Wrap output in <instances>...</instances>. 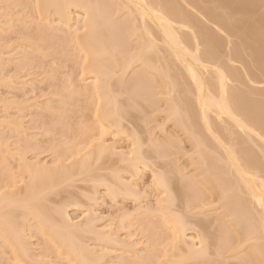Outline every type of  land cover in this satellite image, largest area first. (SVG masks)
<instances>
[{
  "label": "rangeland",
  "instance_id": "obj_1",
  "mask_svg": "<svg viewBox=\"0 0 264 264\" xmlns=\"http://www.w3.org/2000/svg\"><path fill=\"white\" fill-rule=\"evenodd\" d=\"M37 1L0 0V200L8 195L16 199L13 204H9V199L7 204L0 201V264L264 263L263 236L254 229L252 232L255 225L245 218L236 220L226 205L229 200L237 204L235 199L240 200L243 190L234 183L235 177L232 179L234 171L225 164L222 146L216 145L222 152L217 150L214 138L208 135L210 140L202 132L212 148L208 149V142L207 148L200 146L204 140L200 142L199 138L204 136L198 138V126L203 129L198 108L192 105L196 103V94L186 73H181L182 66L171 61L168 53L164 55L163 46L152 49L158 51L160 47L159 55L169 57L168 60L154 55L158 54L156 51L146 50L149 48L142 51L144 34L131 30L135 28L132 24L137 23L136 17L128 9L118 10L111 0L104 7L111 5L110 20L113 18L112 23L115 21L122 29V36L117 41H105L109 50L107 46L99 49L83 45L86 16L81 8L70 7L62 19L54 12H39L41 0L39 9ZM103 1L100 7L105 9ZM168 1H172L173 6L168 5L176 14L186 15L182 14L183 8L181 12L174 8L180 6V0ZM198 6L196 12L182 7L190 8L184 9L190 16L195 14L190 22L197 25L202 20L214 51L219 46L218 53L208 51L215 53L212 57L216 61L218 58L223 64L224 59L227 64L221 67L220 61L211 60L216 65L213 69L227 67L225 71L233 73L228 85L240 99L236 98L237 109L254 112L264 123V0H200ZM203 9L209 12L207 17H223L233 28L224 29L230 34L207 20ZM100 28L104 37L107 33ZM217 43L222 44L215 47ZM232 46L243 48L237 51L238 59L228 58L235 49ZM126 60L131 61L129 66ZM84 61L88 62L86 67ZM213 69L207 71L208 75L202 71L205 80H216L212 77ZM96 87L106 95H98ZM173 102L185 111H179L180 116L178 110L171 113ZM104 105L107 109L118 106L115 109L120 110L119 116H115L116 110L111 115V109L109 114L113 117L106 119L109 114L103 116V109L100 111L104 120L101 119L98 110L106 108ZM214 122L218 131L215 136L222 139L223 147L233 149L235 144L233 150L246 152L251 162L248 165L259 167L262 174L258 176L264 179V144L254 136L244 138L227 120L226 124ZM192 130L196 132V141L191 137ZM98 144L104 146L101 149L106 148L102 155L99 153L100 157ZM137 154L146 157V166L139 163L132 171L127 160ZM56 167L60 168L55 170ZM257 169L253 172L259 174ZM162 177L168 183L166 190L155 184ZM33 181L38 182V189L31 187L35 186ZM226 184L227 188L237 185L239 192L234 187L231 192L228 188L227 193ZM36 189L39 195L30 200ZM232 189L235 195L230 194ZM25 192H29L28 198ZM241 195L243 205L247 198ZM163 199L167 203L171 199L170 204L162 202L160 206L158 202ZM40 214L47 220L42 225H50L54 232L44 225L41 227L45 230L40 227V231L41 223L36 222ZM176 220L182 224L175 223ZM191 239H195L194 244ZM198 239L203 246L196 244ZM72 247L75 254L83 252L87 261L81 254H71ZM191 248L195 249L191 253L197 250L201 254L191 255Z\"/></svg>",
  "mask_w": 264,
  "mask_h": 264
},
{
  "label": "bare ground",
  "instance_id": "obj_2",
  "mask_svg": "<svg viewBox=\"0 0 264 264\" xmlns=\"http://www.w3.org/2000/svg\"><path fill=\"white\" fill-rule=\"evenodd\" d=\"M39 1V0H38ZM37 1V9H39L40 7H39V4L38 3H40V2H38ZM115 2L114 4H115V6L117 7H119L118 8V10H120L121 9V11L122 10H124L125 12H126V10L128 9V11L130 12L129 14H131V15H134L135 17H136V20L134 21V20H132L133 18H135L134 16H132L133 18L131 19L132 21H134V22H137L136 24L138 25V28L136 27V24H132V25H135L134 27L136 28V30H135V28H131V30L132 29H134V30H132V33H138V30H140L143 34V36H144V38L146 37V40L143 38V37H141L140 39H139V41H141V39L143 40L142 42H143V45H141V46H143L142 48H141V50L143 51V49H144V47H146V48H149V49H146V50H149V51H156V50H153L152 48H158V46L160 45V47L162 48V46L165 48L164 50H166V51H164V55H166L167 53H168V55H169V57H171L170 58V60L171 61H174L175 62V64H177V65H179L180 67L182 66V68H183V72L181 71V73H186V75H187V77L189 78V80H190V82L192 83V86H194V90H192L191 91V89H190V91L191 92H195V94H196V97L194 98V101L196 102V103H193L192 105H194V107H196V108H198V112H199V116H200V122L201 123H199V124H201L202 125V129H203V131H205V132H203V131H201L200 129V127L201 126H198V130L197 131H199V135H198V132L195 130V128H193V130H195L196 132H194L193 130L191 131L192 133H190L191 134V137L193 136V140L194 139H196L197 138V136L194 134V133H196L197 135H198V138H199V136H201V135H203L204 133H205V135L207 134V137H208V135L209 136H211L212 138H214L212 141L214 142V140H215V144H213V145H215L214 147L216 148L217 146L216 145H220V146H222V148H223V152H222V150H220V149H218V147H217V150H219V151H221L222 153H224V156H222V155H219V156H222V157H224V160H225V164H226V166L227 167H230L229 169H233V171H234V173H233V175H232V179H234L233 177H235V180H234V183L235 184H237L238 185V187H240L239 188V190L241 191V190H243V191H241L240 193L241 194H244L243 196L244 197H246L245 199H246V202L242 205L241 203H243V198H241L242 197V195L240 194V200L238 199L239 197L237 196V199L238 200H236L235 198H236V196L235 197H231L230 196V198L231 199H235V202H237V204H239V205H237V204H235V203H233V202H231V201H233V200H229V202H228V204H226L227 205V207H228V210L231 212V214H232V216H234L235 217V219L237 220V219H239V217H242V218H245L247 221H248V223H253V225H255L254 227L255 228H251L252 229V232H253V229L256 231V234H261L263 237H261V235H259L263 240H264V179H262L261 177H259L258 175H260V174H262V173H260L261 171L259 170V167H258V169L257 168H254V167H250L249 165L251 164V162H249L250 160H249V158L248 157H246V155H245V153L246 152H244V153H241V151H235V150H233L234 149V145L235 144H233L232 146H233V149H229L230 148V146L228 147V148H226L225 146L223 147V142L219 139V136L218 137H216L215 136V134L218 132V131H216V127L214 128V125L216 124V122H214V120L215 121H220V123H225V121L227 120L228 122H230L232 125H233V127L235 128V129H237L238 130V133H239V131H240V133L242 134H244V138H246V137H248V139H252L251 138V136H254L255 137V139L257 138L261 143H263L264 144V123H262L263 121V119H262V117H260V116H258V115H254L253 113H250V111H249V113L247 112V111H245V110H238L237 109V101L238 100H236V98H237V93L235 92V89H233L232 87L230 88V86L228 85V83L231 81L230 79H229V77H231V74H233V73H230V75L228 74L229 73V71H225V70H227V67L226 66H224V67H226L225 69L223 68V69H221V70H217V69H219L220 67L218 66V68L217 69H213V67H215L216 65H213V64H215V63H212V62H214V59H215V61H216V57H212V54L216 51V49L219 47L218 46V44H222V43H217V45H215V47H217L216 49H215V51H214V47L212 48L210 45H212L213 44V41H210V40H212V39H210L211 37H209L208 36V33H206L205 32V30H204V28H203V23H202V20H199L198 21V19H197V17H196V20L195 21H198L197 22V25H195L196 24V22H194V23H192V22H190L189 21V19H191L190 17H193V16H195V14L193 15H189L190 13H188V12H186L184 9H186L187 7H182V6H188V7H190L191 9H193V11L194 12H196V9L199 7L200 8V5L198 6V4H200V0H198V3H197V0L196 1H194V0H180L178 3L180 4V6L179 7H174V8H178V9H180L179 10V12H181V9L183 10V13L182 14H185L186 13V15L184 16V15H181V14H176L177 12H175L171 7H170V5H168L169 3L171 4V2L172 1H168V3L166 2V0H162V2H161V0H111V2ZM103 7L104 6H106L107 5V0H104L103 1ZM105 3H106V5H105ZM113 4V3H112ZM174 4V3H173ZM177 4V3H176ZM179 4H177V6L179 5ZM182 4V5H181ZM196 4V5H195ZM40 5H41V7L42 8H40V10H39V12H41L42 10H44V12L45 11H50V12H54L55 14H57V16L59 17V18H62L63 19V16H65V13H66V11H67V15H68V13H69V9H70V7H71V9L73 8V7H78V8H81L80 10H83V12H84V16H86V20H84L83 21V27L84 28H86V35L83 37V38H85V39H83V45L84 46H90L91 48H93V47H98L99 49L100 48H103V49H106L107 47H108V50H109V47L110 46H108V45H105V43H108V42H105V41H117V39L120 37V36H122V34L120 33V32H122L121 30V28L119 27V26H116V22L115 21H113L114 23H112V19L113 18H111V20H110V15L108 14L109 12H110V9H111V5H108V7H104L105 9H103L102 7H100V5H101V0H94V1H92V0H41V3H40ZM172 5V4H171ZM175 5V4H174ZM194 5H195V7H196V9H195V7H194ZM173 6V5H172ZM198 6V7H197ZM181 7V8H180ZM190 8H188V9H190ZM198 8V9H199ZM42 9V10H41ZM109 9V10H108ZM115 9H117V8H114V10ZM178 9L176 10V11H178ZM188 9H186L187 11H188ZM117 10V11H118ZM201 10V9H200ZM204 10V9H203ZM203 10L201 11L202 13H203V15H204V13H205V10H204V12H203ZM121 11H118V12H121ZM199 11V10H198ZM43 12V11H42ZM117 12V13H118ZM200 12V11H199ZM199 12H197V13H199ZM51 13V14H52ZM208 14H209V12H207ZM207 13H205L206 14V17L205 18H207V20L208 19H211V21H213V23L217 26H219L220 27V29L222 28V31L225 29V30H232L233 28L232 27H230V25L228 24V23H226V20L222 17H219V16H216V15H214V16H216L215 18L214 17H212L213 15L212 14H210L209 16L210 17H207L208 16V14ZM210 13H212V12H210ZM115 14V13H114ZM129 14H128V16H129ZM200 14V13H199ZM54 15V14H53ZM113 15V14H112ZM130 15V16H131ZM203 15H200V16H203ZM56 16V15H55ZM196 16H198V17H200L199 15H197L196 14ZM205 16V15H204ZM203 16V17H204ZM58 17H57V19H58ZM66 18V17H65ZM194 18V17H193ZM195 19V18H194ZM213 19V20H212ZM131 21V22H132ZM191 21H194V20H191ZM201 21V22H200ZM204 22H206L205 21V19L203 20ZM211 21H208V22H211ZM133 22V23H134ZM207 22V23H208ZM199 23H201V25L202 26H200L199 25ZM212 23V22H211ZM114 24V25H113ZM98 25H100V27H102V28H100V30H101V32H103V31H105L107 34H104V37L100 34V32H99V28H98ZM102 25V26H101ZM200 26V27H199ZM217 26V27H218ZM106 27H108L107 29L109 30V32H107L108 30L106 29H104V28H106ZM110 27H111V29H110ZM201 27L203 28V29H201ZM103 29V30H102ZM138 29V30H137ZM219 29V28H218ZM110 30H111V32H110ZM204 30V31H203ZM224 30V31H225ZM221 31V30H220ZM223 31V32H224ZM104 32V33H105ZM129 32H130V30H129ZM128 32V33H129ZM226 32V31H225ZM118 33L120 34L119 36H118ZM140 33V32H139ZM220 33V32H219ZM227 33V35L228 34H230L229 32H226ZM233 33V32H232ZM109 34V35H108ZM226 35V36H227ZM230 37V36H229ZM228 37V38H229ZM106 38V39H105ZM121 38V37H120ZM86 40V41H85ZM144 40L145 41H147V43L145 44V42H144ZM90 41V42H89ZM119 41H120V39H119ZM243 41V40H242ZM86 42V43H85ZM89 42V43H88ZM93 42V43H92ZM94 42H95V45H94ZM110 42V43H111ZM229 42H231V41H229ZM85 43V44H84ZM93 44L94 46H91V44ZM212 43V44H211ZM232 43V42H231ZM113 44V46L112 47H115V43H112ZM111 44V45H112ZM145 44V45H144ZM216 44V43H215ZM228 44V43H227ZM240 44L241 45H243L244 44V42H243V44L240 42ZM235 45V44H234ZM238 45H239V43H238ZM240 45V46H241ZM107 46V47H106ZM214 46V45H213ZM221 46V45H220ZM223 46H225V44L223 45ZM229 47H230V45H228ZM90 47H87L88 49L87 50H90ZM159 47V50L161 49ZM209 47H211L210 49H208ZM233 48H235L234 46H232ZM239 47V46H238ZM156 48V49H157ZM201 48H204L205 50H203V49H201ZM112 49V48H111ZM150 49H152V50H150ZM228 49H230V48H228ZM237 49V50H236ZM117 50V49H116ZM140 50V51H141ZM145 50V49H144ZM158 50V51H159ZM210 50H213L214 52L212 53V52H209ZM231 50V49H230ZM239 50H243V48L242 47H240L239 49L236 47L235 49H234V51L232 52V54H231V52H230V56L228 57V58H230L231 57V59L233 60V56H234V58H236V55L237 54H239L237 51H239ZM102 51H104V50H102ZM112 51H115L114 49L112 50ZM140 51H139V55L141 54L140 53ZM158 51H156V53H158ZM240 51V53L242 54V52ZM165 52H166V54H165ZM217 53H218V51H216ZM228 52V51H227ZM144 53V52H143ZM160 53V52H159ZM159 53L158 54H154V55H159ZM211 53V54H210ZM227 54V53H226ZM164 55H162V57L164 56ZM214 55H215V53H214ZM213 55V56H214ZM220 54H218V56H219ZM240 55V54H239ZM238 55V56H239ZM138 56V55H137ZM160 56V55H159ZM158 56V59H160V57ZM216 56V55H215ZM217 56V57H218ZM131 57V56H130ZM161 57V58H162ZM167 56H165V57H163V60L166 58ZM169 57H167V60L169 59ZM224 57H226V55L224 56ZM241 57V56H240ZM129 58V57H128ZM128 58H127V60H128ZM132 59H133V56L131 57ZM131 58H129L130 60H132ZM222 57H220V59H221ZM173 59V60H172ZM223 59V58H222ZM221 59V60H222ZM236 59H238V58H236ZM240 59V58H239ZM126 60V66H129V64L131 63V61L129 60V61H127ZM163 60H161V61H163ZM166 60V59H165ZM211 60H212V62H211ZM225 60H227V59H225ZM86 61V60H85ZM84 61V63H83V67H86L87 66V64H88V62H85ZM161 61H158V63H160ZM211 62V64H212V67H209L211 64H210V62ZM217 61H220L218 58H217ZM216 61V62H217ZM231 61V60H230ZM237 61V60H236ZM166 62V61H165ZM224 62H226V61H224V59H223V64H224ZM232 62V61H231ZM234 62V61H233ZM207 63H209V65L207 64ZM218 63V62H217ZM221 63V61L219 62V64ZM161 64H162V62H161ZM173 64V63H172ZM222 63H221V67H223L222 65H223ZM225 64H227V63H225ZM224 64V65H225ZM164 65H165V63H164ZM179 66H177V67H179ZM167 67V66H166ZM176 67V66H175ZM168 69H169V67H167ZM182 68H180L179 69V71L182 69ZM213 69V70H215V73H212V77L214 76V78L213 79H216V80H213L212 82H209V81H207V80H205L204 78H203V76L202 75H204V73H202V71L203 72H206V74L208 75V72L207 71H209L210 69ZM229 70V69H228ZM167 71V70H166ZM264 71V70H263ZM211 72H214V71H211ZM228 72V73H227ZM180 73V74H181ZM264 74V73H263ZM182 75H184V74H181V76ZM216 75V76H215ZM186 77V76H185ZM216 77V78H215ZM232 77H233V75H232ZM166 78H168V76L166 77ZM211 78V77H210ZM173 79V78H172ZM182 79V78H181ZM208 79V78H207ZM174 81V80H173ZM180 81H182V80H180ZM215 81V85L214 84H212L213 82ZM232 82V81H231ZM254 84V83H253ZM261 84V83H260ZM263 84V83H262ZM173 85H174V82H173ZM176 86V85H175ZM184 86V85H183ZM232 86V85H231ZM261 86V85H260ZM98 87H96V89H97ZM133 88V87H132ZM138 88V87H137ZM137 88L135 87V89L137 90ZM171 88H172V86H171ZM139 89V88H138ZM176 89V88H175ZM99 90V91H98ZM98 90L96 91L97 92V94L98 95H103V96H105L106 95V93H104L103 92V90L102 89H100V88H98ZM172 90H174V87L172 88ZM215 90H217L216 92H217V95H216V92H215ZM101 91V92H100ZM128 91H131V89H129ZM135 92V90H132L131 92ZM175 91V90H174ZM213 91H214V93H213ZM100 92V93H99ZM133 92V93H134ZM136 92H139V90H137ZM187 92V91H186ZM104 93V94H103ZM130 93V92H129ZM132 94V93H131ZM215 94V95H214ZM135 95H136V93H135ZM239 97V96H238ZM105 98V97H104ZM237 99H239V98H237ZM240 100V99H239ZM171 101V100H170ZM240 102V101H239ZM239 102H238V104H239ZM176 103V102H175ZM174 102H173V104L171 105V108H169L170 109V111L171 110H173L174 111V113L175 112H177V110H178V114L180 113L181 114V112L182 111H184V110H180L179 108H180V105H179V108H178V106H177V103L175 104ZM242 105V104H241ZM105 106V105H104ZM106 107V106H105ZM169 107H170V104H169ZM194 107H192V109H195ZM118 108V106H114V109H113V107L112 108H108L107 109V107L106 108H103L102 107V109L99 107V116L101 117V119H103L102 118V115L104 116V114L107 112V114L106 115H108L109 114V110H111V112H110V114L113 112L114 113V111L116 110V109ZM191 108V107H190ZM104 109V110H103ZM103 112H101V111ZM120 111V110H119ZM119 111H115V116L117 117V115L119 114ZM173 111H171V113L173 112ZM179 111H181V112H179ZM185 112V111H184ZM193 113H194V111H192ZM101 113H102V115H101ZM112 113V114H113ZM172 114V115H175V114ZM108 115L109 117H107L106 115V119H110V117H113V116H111V115ZM113 114V115H114ZM126 114V113H125ZM178 114L176 115V116H178ZM180 114H179V116H180ZM188 115V114H187ZM191 115V114H190ZM119 116V115H118ZM186 117V116H185ZM188 117H189V115H188ZM194 117H196L195 116V114H194ZM194 117H191V118H194ZM197 117H198V115H197ZM258 117H260V119H262V120H259V118ZM188 119V118H187ZM197 119V118H196ZM104 120V119H103ZM115 121H116V119H114ZM198 120V119H197ZM194 121H195V119H194ZM222 121V122H221ZM224 121V122H223ZM180 125H181V121L180 122H178ZM197 123V122H196ZM226 124V123H225ZM197 126V125H196ZM219 126V125H218ZM223 126H224V124L221 126L222 128H223ZM183 127H185V125H183ZM193 127H195V126H193ZM190 128V127H189ZM188 128V129H189ZM191 128H192V126H191ZM191 128H190V130H191ZM218 128V127H217ZM219 129V128H218ZM190 130H189V132H190ZM219 130H221V129H219ZM224 131H227V129L225 128V130ZM203 134H202V133ZM218 134V133H217ZM231 134V133H230ZM242 134V135H243ZM222 135V134H221ZM229 135V134H228ZM241 135V136H242ZM204 136V135H203ZM196 137V138H195ZM224 137V136H223ZM203 138V139H202ZM202 138H199V140H200V142H202L203 140H204V143L202 142V143H200L199 142V140H198V143L197 142H195L197 145H196V147H199V143H200V146L202 147V145H205V147L207 148V144L210 142V140H211V138H209L210 140H208L207 139V141H206V137L204 136V137H202ZM257 140V141H258ZM194 141H196V140H194ZM223 141H225V140H223ZM249 141V140H248ZM208 142V143H207ZM227 142V141H226ZM225 142V143H226ZM229 142V141H228ZM231 142V141H230ZM250 142H251V140H250ZM206 143V144H205ZM233 143V142H232ZM202 144V145H201ZM209 146H208V149L210 150V148L209 147H211L212 148V146L210 145V143L208 144ZM227 145H229V143L227 144ZM230 145H231V143H230ZM98 146H99V150L97 151L98 152V157H100V155H102L104 152H101L102 150L104 151V149H106V148H104V149H101V147H104L103 145H101V144H98ZM101 146V147H100ZM259 147V146H258ZM219 148H221V147H219ZM236 148V147H235ZM206 150V149H205ZM213 150V149H212ZM100 151V152H99ZM207 151V150H206ZM96 152V153H97ZM207 152H209V151H207ZM239 152L241 153V154H243L245 157H244V159H246L248 162H246V161H243L244 159H242V157L240 156V154H239ZM91 154L93 153V152H90ZM99 153H100V155H99ZM102 153V154H101ZM216 153H218V152H216ZM144 154V153H143ZM145 155V154H144ZM89 155H87V157H88ZM146 157L148 156V155H145ZM146 157H144L142 154H137L135 157H129L128 158V160L127 161H129V164L131 163V165H129V166H131L130 167V170L132 169V171H135V169H137L138 167H137V165L140 163V164H144L145 166H146V164H145V161L144 160H146ZM215 157H217V156H215ZM148 158V157H147ZM218 158V157H217ZM219 159H220V157H219ZM218 159V161H220ZM149 160V159H148ZM83 161V160H82ZM149 162V161H148ZM221 162H222V159H221ZM224 162V161H223ZM83 164H82V167H83V165H84V162H82ZM80 164V163H79ZM249 164V165H248ZM60 165V164H59ZM144 165H142L143 167H145ZM27 166H29V165H27ZM226 166L224 165V167L226 168ZM253 166V165H252ZM32 167V166H31ZM60 168V167H59ZM58 167H56V169L55 170H58L59 169ZM133 168H134V170H133ZM29 169H30V166H29ZM257 169V171L259 172V174H256L257 172H253L254 170H256ZM32 170V169H31ZM79 170V169H78ZM80 170H82L81 168H80ZM226 170V169H225ZM138 171V170H137ZM226 171H230V172H233V171H231V170H226ZM50 173H53V172H50ZM226 173V172H225ZM229 174V173H228ZM229 176V175H228ZM230 176H231V173H230ZM229 176V177H230ZM261 176V175H260ZM264 176V175H263ZM161 178V177H160ZM264 178V177H263ZM158 178L156 179V181H155V184L156 185H159L161 188L163 187V189H165L166 188V186L168 185V183L166 182L165 183V179L162 177V179H159L158 181ZM229 181V180H228ZM231 181V180H230ZM229 181V182H230ZM35 181H33L32 182V184L34 183ZM231 182H233V181H231ZM230 182V183H231ZM37 184H38V182H36ZM36 183H34L35 184V186L34 185H32L31 187L32 188H36L37 187V185H36ZM41 185H42V183H40ZM232 184V183H231ZM31 185V184H30ZM236 185V186H237ZM39 186V185H38ZM234 184H233V186L231 187L230 186V188H234V190H237L236 192H239L238 191V189H237V187H236ZM226 187V188H225ZM39 187H37V189H38ZM229 188V187H228ZM227 188V184H226V186H224V189H228ZM229 188V189H230ZM28 189H30L29 187H28ZM36 189V190H37ZM221 189V188H220ZM223 189V190H224ZM229 189L228 190H226V192L227 191H229ZM32 190V189H31ZM31 190L29 191V192H25V194H24V196H26V194H31ZM35 190V189H34ZM166 190V189H165ZM223 190H222V193H226L225 191L223 192ZM233 189H232V193H230L231 192V189H230V194H232V195H235V194H233V191H234ZM35 192H39L38 190L37 191H32V194L30 195L31 196V198H29L30 200H33V198L35 199L36 197H37V195H39V193H35ZM235 192V193H236ZM34 193H35V195H34ZM164 193V192H163ZM228 193V192H227ZM165 194H168L166 191H165ZM10 195H14V194H10ZM223 196H226V194H222ZM29 196V195H28ZM29 196V197H30ZM12 197L13 196H11V199H10V197H9V195H8V198H6V197H3L2 199H3V201H4V204H7V200H8V202H9V204H10V202H12V200H16V199H12ZM27 197V196H26ZM33 197V198H32ZM15 198V197H14ZM16 198H17V196H16ZM28 198V197H27ZM227 198H229V196L227 195ZM28 199V200H29ZM168 199V198H167ZM225 199H226V197H225ZM243 199V200H242ZM2 203H3V201L2 200H0ZM6 201V202H5ZM170 202H171V199L169 200ZM169 201H168V203H167V200L166 199H163V200H160L159 202H158V204L160 205V204H163V203H165V204H170L169 203ZM228 201V200H227ZM238 201H239V203H238ZM242 201V202H241ZM0 202V203H1ZM163 202V203H162ZM229 203H231V205H233V206H230V204ZM11 204H13V202L11 203ZM24 205H26V203L24 204ZM28 205V204H27ZM236 205V206H235ZM240 205H242V206H240ZM30 206V205H29ZM161 206V205H160ZM235 206V207H234ZM32 207H33V209H35V207L32 205ZM31 206H30V209L32 208ZM235 209H234V208ZM236 207H238L237 209H236ZM35 211L37 212V209H35ZM39 214V213H38ZM35 215H36V213H35ZM43 215V214H42ZM41 214L40 215H38V216H36V217H38V218H36V222L38 223V224H40L39 225V228L41 227V226H43L44 224H47V220H46V217L43 215L42 216ZM42 217V218H41ZM45 217V218H44ZM41 218V219H40ZM45 219L44 221L42 220V219ZM66 221H68L67 220V218L65 219ZM43 221V222H42ZM64 221V220H63ZM250 221V222H249ZM40 222V223H39ZM42 223H44L43 225H42ZM65 223V222H64ZM175 223H177V224H179V223H181V221L179 222V220H176L175 221ZM182 224V223H181ZM52 225V224H51ZM87 225V224H86ZM180 225V224H179ZM250 225V224H249ZM252 225V226H253ZM48 225H44L43 227H47ZM43 227H41L42 229H43ZM87 227V226H86ZM40 228V231H43V230H45V229H41ZM48 229L47 230H49L50 232H54L53 230H50V229H52L51 228V226L49 225V227H47ZM46 232V231H45ZM48 233V232H47ZM255 233V232H254ZM255 235V234H254ZM69 236V235H68ZM257 236V235H256ZM258 237V236H257ZM260 237H258V238H260ZM71 238V237H70ZM60 239V238H59ZM58 239V240H59ZM67 238H65V240H66ZM197 239V238H196ZM192 240V239H191ZM60 242H61V239L59 240ZM193 241H195V239H193L191 242L193 243ZM66 242H67V240H66ZM65 242V243H66ZM196 244H198V245H202L203 246V242L202 241H200L199 239L198 240H196ZM194 244V243H193ZM194 246V245H193ZM69 247V246H68ZM71 248V247H70ZM68 249V248H67ZM75 249V248H74ZM73 249V247H72V250H74ZM79 249V248H78ZM192 249H194V248H191V251H190V254L191 255H193L194 253H198V255L199 254H201L200 252H198L197 250H196V252H193V253H191L192 252ZM256 249H258V248H256ZM195 250V249H194ZM203 250V249H202ZM76 251H77V249H76ZM201 251V250H200ZM78 252V251H77ZM76 252V254H75V250H74V253H73V251H72V253L71 254H74V256H79V254H81L82 256H83V252L82 253H77ZM81 256V257H82ZM255 256V255H254ZM80 257V256H79ZM84 257L85 256H83L82 257V259L84 260ZM173 260V259H172ZM172 260H170V261H172ZM259 259L257 258V261H258ZM264 260V259H263ZM84 261H87V260H84ZM256 261V262H257ZM176 263V262H175ZM178 263V262H177ZM256 264H264L261 260H260V262H257Z\"/></svg>",
  "mask_w": 264,
  "mask_h": 264
}]
</instances>
